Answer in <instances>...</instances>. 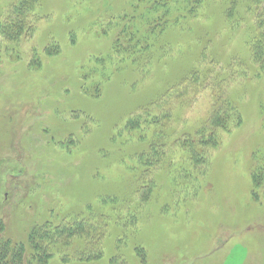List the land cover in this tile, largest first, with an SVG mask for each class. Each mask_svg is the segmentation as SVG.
<instances>
[{"label":"rangeland","instance_id":"rangeland-1","mask_svg":"<svg viewBox=\"0 0 264 264\" xmlns=\"http://www.w3.org/2000/svg\"><path fill=\"white\" fill-rule=\"evenodd\" d=\"M255 11L0 0V264H264Z\"/></svg>","mask_w":264,"mask_h":264},{"label":"trees","instance_id":"trees-1","mask_svg":"<svg viewBox=\"0 0 264 264\" xmlns=\"http://www.w3.org/2000/svg\"><path fill=\"white\" fill-rule=\"evenodd\" d=\"M202 1L203 0H194V4H200V3H202ZM246 1H249L252 5H254V7H256L255 16H257V18L260 17V20H262V18H263L262 21L264 23V0H246ZM259 14H260V16H259ZM3 250L4 249H2L1 255H0L1 260L6 259L7 254L10 252L9 250H4V251Z\"/></svg>","mask_w":264,"mask_h":264}]
</instances>
